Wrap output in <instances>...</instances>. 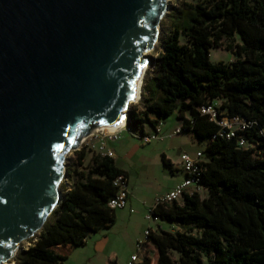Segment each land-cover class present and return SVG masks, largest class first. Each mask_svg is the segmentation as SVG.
Instances as JSON below:
<instances>
[{
  "label": "trees",
  "instance_id": "1",
  "mask_svg": "<svg viewBox=\"0 0 264 264\" xmlns=\"http://www.w3.org/2000/svg\"><path fill=\"white\" fill-rule=\"evenodd\" d=\"M169 21L150 63L153 85L144 83L143 110L131 107L127 126L144 134L146 123L158 126L151 113L162 119L178 112L182 133H194L206 146L198 189L154 208V216L177 230L151 232L146 247H154L157 261L146 249L137 264H264V0H181ZM236 35L243 43L227 45L236 60L213 63L211 49ZM215 101L221 102L218 119L237 117L246 127L222 135L218 121L201 112ZM76 164L53 222L19 249L16 264H64L63 248L82 246L115 223L113 181L127 173L113 157L86 146L76 151Z\"/></svg>",
  "mask_w": 264,
  "mask_h": 264
},
{
  "label": "water",
  "instance_id": "2",
  "mask_svg": "<svg viewBox=\"0 0 264 264\" xmlns=\"http://www.w3.org/2000/svg\"><path fill=\"white\" fill-rule=\"evenodd\" d=\"M170 1L0 0V264L65 199L79 136L128 121Z\"/></svg>",
  "mask_w": 264,
  "mask_h": 264
},
{
  "label": "rangeland",
  "instance_id": "3",
  "mask_svg": "<svg viewBox=\"0 0 264 264\" xmlns=\"http://www.w3.org/2000/svg\"><path fill=\"white\" fill-rule=\"evenodd\" d=\"M181 0H171V7L167 13L163 15L158 27V40L154 47L146 52V57L149 60V66L142 82L141 93L144 92V83L147 82L148 88L152 87L151 80L153 68L150 63L153 58H157L161 51V41L169 30V13L172 11L174 5ZM197 1V0H189ZM184 41V39H182ZM232 43L234 46L242 44L241 38L236 35L233 41H223L221 48L211 49V61L218 62H233L236 60L235 54L227 49V45ZM141 97V96H140ZM216 107H220L221 102H214ZM136 106L139 112H142L143 106L141 103H132L130 108ZM150 116L159 120L158 127L161 129L160 139L145 142L139 139L136 134L141 132L123 131L120 137L114 140V149L119 156V164L126 167L130 172V185L135 198L142 201V203H153L157 196L165 193L171 187L175 186L183 179L184 170L180 164L179 157L182 153L191 155L199 151H203L206 142H200L194 133L188 131L181 134H174L175 128L181 127L182 121L178 117V112L169 117L160 119L157 114L151 113ZM103 126V125H102ZM102 126H95L88 134H81L79 139L82 141L86 138V143L79 145V147L69 150L65 154L64 167L65 176L61 184V191L67 193L70 188V182H73L76 175V151L86 146L90 148L89 143L94 144L98 141L96 135L99 128ZM237 126H234L236 130ZM146 135L156 134V129L150 124H145ZM93 134V135H92ZM163 140V141H161ZM80 141V142H81ZM163 149L168 155L169 159L175 163L174 169L165 167L163 163ZM90 157V155H89ZM88 157V159H89ZM185 180V179H184ZM202 197L207 195L205 189L201 190ZM124 209L123 215L120 219H116L115 223L108 229H102L96 233L88 236L86 243L78 247H66L62 249V253L66 254L68 258L64 264H129L133 254L138 253V240L144 238V232L148 227H153L154 230L164 229L168 231H175L177 227L167 223L163 220H147L146 215L149 213L148 207H138L133 217V222L128 224L130 214ZM53 222V215L49 216L46 223ZM40 231L31 239L38 236ZM29 240L24 241L20 248L28 247ZM148 254L156 263L158 255L152 245L146 247ZM145 252V251H144ZM143 252L141 256L143 257ZM138 263V262H137ZM135 263V264H137ZM5 264H15L14 259Z\"/></svg>",
  "mask_w": 264,
  "mask_h": 264
},
{
  "label": "built area",
  "instance_id": "4",
  "mask_svg": "<svg viewBox=\"0 0 264 264\" xmlns=\"http://www.w3.org/2000/svg\"><path fill=\"white\" fill-rule=\"evenodd\" d=\"M202 114L209 115L212 120L218 121L219 125L222 127L221 134H226L228 137L233 136L235 130L234 126H237L236 129H244L246 127V123L244 120L237 117H228L225 116L221 119H218V114L216 110L215 104H211L209 106H204L201 108ZM126 130L131 132V129L127 126V122L124 127L118 128L113 133H106L104 131H99L96 135L98 141L94 144L89 143V147L95 150L97 153L102 154L103 156L114 157V151L109 147L108 143L110 141L116 140L120 137L121 131ZM161 129L157 126L156 134L146 135L144 134H136V136L145 141L151 142L152 140H157L159 138V134ZM182 128L178 127L173 131L174 134H181ZM93 135V134H92ZM86 143V138L80 142V145ZM246 142L244 140L241 141V145H244ZM202 151L197 152L196 155H191L188 153H182L181 155V166L185 173V180L178 184L173 190L166 193L165 195L158 197L155 200L154 205L149 209V213L146 215V219L151 220H161L159 217L154 216V208L158 204L172 203L175 200H178L185 193H192L193 191L198 189V184L202 174ZM114 186L117 188L116 195L112 197L109 201V207L117 210L123 209L128 204L129 198V186H128V178L127 176L121 174L116 177L113 181ZM155 231L153 227H148L144 232V238L138 241V253L132 256V259L129 264H135L140 261L141 253L146 250V244L149 240V236L151 232ZM30 244V243H29Z\"/></svg>",
  "mask_w": 264,
  "mask_h": 264
},
{
  "label": "crops",
  "instance_id": "5",
  "mask_svg": "<svg viewBox=\"0 0 264 264\" xmlns=\"http://www.w3.org/2000/svg\"><path fill=\"white\" fill-rule=\"evenodd\" d=\"M175 129H176V128H175ZM124 131H126V130H124ZM146 132H147V131H146V129H145V132H144V133H146ZM121 134H122V133H121ZM161 141H163V140H161ZM108 145H109V147L114 151V157H113V158L115 159V162H116L117 167L120 168V169H122V170H124V171L127 173L128 186H129V191H130L127 206H126L125 208H123V209H117V210H116V219H117V220L120 219V218L122 217L124 209L127 208V210H128L127 212L130 214L129 219H128L127 222H128V224L132 223V222H133V217H132V215L135 214V212H136V208L138 209V207H148V208L150 209V208L154 205L155 200H156L158 197H161V196L165 195L166 193L170 192V191L173 190L178 184L182 183V182L184 181V179H185V176H183V179L180 180V182H179L178 184H176L175 186L171 187V188H170L168 191H166L165 193H163V194L157 196L153 203H148V204L142 203V201H140L139 199L135 198V196H134V194H133V191H132V188H131V185H130V172L127 170L126 167L120 165L119 162H118V161H119V156H118V154H117V152H116V150L114 149V146H113V145H114V140H113V141H110V142L108 143ZM196 154H197V153H196ZM196 154H194V155H196ZM181 155H182V154H181ZM181 155H180V157H179V161H180V162H181ZM163 156H165V157L169 160V162H170V164H171V169H174L175 163H173V161H172L171 159H169V157H168V155L165 153V150H164V149H163L162 157H163ZM184 175H185V174H184ZM139 240H140V239H139ZM139 240H138V241H139ZM136 254H137V253H136ZM133 255H135V254H133ZM133 255H132V256H133ZM131 259H132V257H131ZM130 261H131V260H130ZM140 261H142V256H141V258H140ZM140 261H139V262H140ZM129 263H130V262H129Z\"/></svg>",
  "mask_w": 264,
  "mask_h": 264
},
{
  "label": "bare ground",
  "instance_id": "6",
  "mask_svg": "<svg viewBox=\"0 0 264 264\" xmlns=\"http://www.w3.org/2000/svg\"><path fill=\"white\" fill-rule=\"evenodd\" d=\"M148 64L144 65L143 69H142V73H141V76L138 80V83H137V88H136V95H135V99L132 101V103H136L139 101L140 99V96H141V87H142V82H143V79L145 77V74H146V71H147V68H148ZM131 103V104H132ZM126 120L127 118L124 117L119 123H117L116 125H112V126H109V125H103L101 128H99L98 130H96V132H99V131H104L106 133H113L115 132L118 128L120 127H124L125 124H126ZM124 130L121 131V133L123 132Z\"/></svg>",
  "mask_w": 264,
  "mask_h": 264
}]
</instances>
